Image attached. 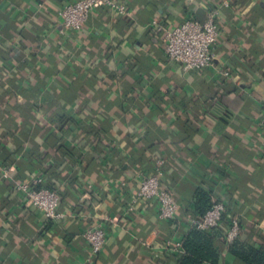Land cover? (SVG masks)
Returning <instances> with one entry per match:
<instances>
[{
    "label": "crops",
    "instance_id": "1",
    "mask_svg": "<svg viewBox=\"0 0 264 264\" xmlns=\"http://www.w3.org/2000/svg\"><path fill=\"white\" fill-rule=\"evenodd\" d=\"M73 1L0 0V264H177L164 244L189 230L198 191L226 207L217 235L235 221L239 240L264 245V0H114L128 15L96 6L64 30ZM212 10L214 67L184 72L151 23H204ZM159 160L174 218L153 202L128 213ZM35 178L57 192L63 220L16 193ZM100 222L91 257L81 234ZM215 246L204 264H243Z\"/></svg>",
    "mask_w": 264,
    "mask_h": 264
},
{
    "label": "built area",
    "instance_id": "2",
    "mask_svg": "<svg viewBox=\"0 0 264 264\" xmlns=\"http://www.w3.org/2000/svg\"><path fill=\"white\" fill-rule=\"evenodd\" d=\"M96 6H103L110 12L119 16L128 15L127 9L114 0H76L63 6L59 13L61 28L64 30L79 31L87 22L91 12ZM217 10L209 12L204 23L195 19H188L178 26L167 29L158 22H152L151 26L158 33L163 34L164 53L169 61L177 63L184 72L202 70L214 67V49L219 39V31L216 24ZM264 130V117L260 123ZM164 161L156 162L154 174L139 176V189L126 207L128 213L138 210L139 203L153 202L156 206L158 217L162 220L174 218L177 205L166 188L161 186L160 176ZM10 177V170H0V180ZM16 193L24 202L35 211L41 213L47 220L61 221L64 215L58 211L60 199L56 191L43 186L41 178H35L15 185ZM226 212L223 202H215L212 207L201 217H190L187 220L189 228L201 231L216 229L222 225V218ZM104 222L111 223L110 219ZM106 227L103 222L86 229L81 237L90 249V256H96L104 246ZM240 236V228L235 221L230 222L224 232V240L230 243ZM182 240H167L164 248L172 253L182 254Z\"/></svg>",
    "mask_w": 264,
    "mask_h": 264
},
{
    "label": "trees",
    "instance_id": "3",
    "mask_svg": "<svg viewBox=\"0 0 264 264\" xmlns=\"http://www.w3.org/2000/svg\"><path fill=\"white\" fill-rule=\"evenodd\" d=\"M210 195L204 192H197L192 204L191 217L203 216L211 207ZM224 237L217 235L216 229L201 231L196 228H189L182 239L183 253L179 255L177 264H204L206 262L215 263L218 260V250L215 240ZM227 250L243 264H264V245L254 248L239 240L227 243Z\"/></svg>",
    "mask_w": 264,
    "mask_h": 264
}]
</instances>
